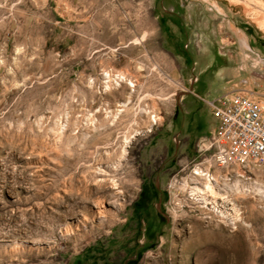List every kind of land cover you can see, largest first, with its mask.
I'll return each mask as SVG.
<instances>
[{
    "label": "rangeland",
    "instance_id": "rangeland-1",
    "mask_svg": "<svg viewBox=\"0 0 264 264\" xmlns=\"http://www.w3.org/2000/svg\"><path fill=\"white\" fill-rule=\"evenodd\" d=\"M261 20L0 0V264H264V168L208 164L213 103L264 97Z\"/></svg>",
    "mask_w": 264,
    "mask_h": 264
},
{
    "label": "built area",
    "instance_id": "built-area-1",
    "mask_svg": "<svg viewBox=\"0 0 264 264\" xmlns=\"http://www.w3.org/2000/svg\"><path fill=\"white\" fill-rule=\"evenodd\" d=\"M247 94L213 103L220 130L209 140L208 164L215 169L249 163L264 168V97Z\"/></svg>",
    "mask_w": 264,
    "mask_h": 264
},
{
    "label": "bare ground",
    "instance_id": "bare-ground-1",
    "mask_svg": "<svg viewBox=\"0 0 264 264\" xmlns=\"http://www.w3.org/2000/svg\"><path fill=\"white\" fill-rule=\"evenodd\" d=\"M258 25H259V27L262 29V30H264V20H261V21H259L258 22ZM207 56H208V59H209V61H210V59H211V56H212V54H211V51H208V53H207ZM203 64L201 63V66H202ZM132 83V82H131ZM133 85V84H132ZM212 103V102H211ZM154 120L155 121H157V118H156V115L154 116ZM203 173V172H202ZM205 174V173H204ZM208 185H207V187H209V188H211L212 187V185H211V183H207ZM197 190V189H196Z\"/></svg>",
    "mask_w": 264,
    "mask_h": 264
},
{
    "label": "crops",
    "instance_id": "crops-1",
    "mask_svg": "<svg viewBox=\"0 0 264 264\" xmlns=\"http://www.w3.org/2000/svg\"><path fill=\"white\" fill-rule=\"evenodd\" d=\"M92 6H93V10H95V11H99V9L102 7V3L100 4V5H98L97 3L95 4V2L94 1H92ZM95 13V12H94Z\"/></svg>",
    "mask_w": 264,
    "mask_h": 264
},
{
    "label": "flooded vegetation",
    "instance_id": "flooded-vegetation-1",
    "mask_svg": "<svg viewBox=\"0 0 264 264\" xmlns=\"http://www.w3.org/2000/svg\"><path fill=\"white\" fill-rule=\"evenodd\" d=\"M163 151H164V153H166V152H168L169 150H168L167 148H165ZM156 209H158V207H157Z\"/></svg>",
    "mask_w": 264,
    "mask_h": 264
}]
</instances>
